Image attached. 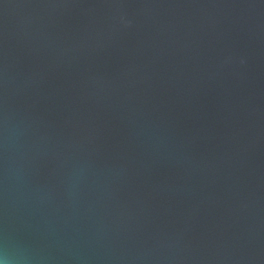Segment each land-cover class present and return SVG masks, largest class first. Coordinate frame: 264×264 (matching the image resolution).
<instances>
[{
	"label": "water",
	"instance_id": "water-1",
	"mask_svg": "<svg viewBox=\"0 0 264 264\" xmlns=\"http://www.w3.org/2000/svg\"><path fill=\"white\" fill-rule=\"evenodd\" d=\"M0 264H264V0H0Z\"/></svg>",
	"mask_w": 264,
	"mask_h": 264
}]
</instances>
